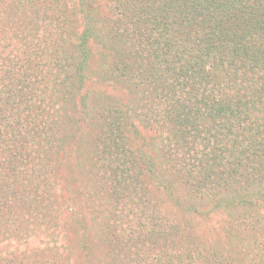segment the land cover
I'll list each match as a JSON object with an SVG mask.
<instances>
[{
	"label": "rangeland",
	"instance_id": "1",
	"mask_svg": "<svg viewBox=\"0 0 264 264\" xmlns=\"http://www.w3.org/2000/svg\"><path fill=\"white\" fill-rule=\"evenodd\" d=\"M162 1L148 3L147 9L153 10L151 3L159 8ZM167 5L168 2L164 9ZM83 8L81 0H32L21 12L6 5L0 14V36L6 32L22 34L23 40L16 38V43L29 47L23 44L27 41L31 46L34 68L33 79L22 83L24 87L14 83L15 75L0 76V83L6 82L5 87L8 85L7 89L15 91L10 96L19 113L24 111L21 100L24 88L28 94L35 91L31 97L34 96L36 103L39 98L42 106L38 109L35 103L34 109L27 107L28 113L22 117L29 123L27 130L35 139L21 149V157L15 162L22 165L4 164L7 172L0 193V264L15 263L13 257L26 260V264H226L240 255H246L243 264H264L261 236H264V218L257 217L264 216V202L260 210L240 206L231 211H211L212 206L204 197L196 195L180 179L171 177L162 161L165 157L160 155L166 140L155 122L163 121L165 108L161 109L160 100L154 96L155 83L140 75L136 77L140 63L136 59L137 64L126 61L129 74L123 76H119L116 68L104 77L109 62L99 54L83 66L79 53L83 44L81 35L87 25ZM254 8L255 18L262 19L259 24L264 28V5L257 3ZM245 12L239 22L244 21ZM102 13L97 10L90 13L99 21L90 24L96 43H99L97 33H106L109 25L100 22V17H106ZM237 22L221 21L226 27L225 36L232 25H240ZM245 24L249 27V20ZM27 34H31L29 40ZM79 66L80 73L89 78L83 79L80 86L68 84L71 92L67 94L63 91L64 79L71 78V84L78 85ZM16 93L21 99L16 98ZM147 107L154 111L150 113L152 120L144 123L143 111ZM110 108L117 112L127 109L140 122L136 123L140 136L130 132L126 135L129 140L126 154L130 151L133 154L144 139L145 146L153 151L148 153L158 159L150 175L143 160L136 161L137 156L129 155L133 159L131 171L139 172L132 175L134 182L126 186L124 195L108 190L101 163L94 155L97 131L106 129V117L112 118ZM10 111L3 110L14 120L17 116L14 110L12 114ZM261 119L264 126V113ZM1 131L0 123V138ZM139 175L142 178L138 180ZM158 180L177 192L185 207L169 202ZM140 183L143 188L138 186ZM236 188L244 189V184H237ZM44 193H50L47 204ZM47 199H53L56 205L49 204ZM141 203H144L142 207ZM201 210L211 214L207 217ZM138 215L154 218L153 222L159 219L160 228L164 229L160 240L150 236L148 229L143 238L138 236ZM251 220H258L259 224L256 233L253 231L254 243L251 232H241L249 228ZM131 236L135 242L130 240ZM173 245L175 250L170 249ZM127 254L134 262L127 260Z\"/></svg>",
	"mask_w": 264,
	"mask_h": 264
},
{
	"label": "trees",
	"instance_id": "2",
	"mask_svg": "<svg viewBox=\"0 0 264 264\" xmlns=\"http://www.w3.org/2000/svg\"><path fill=\"white\" fill-rule=\"evenodd\" d=\"M152 1L155 0H81L82 6H85L87 25L81 35L80 62L85 67L95 54L104 56L109 62L104 70V77H107L109 71L116 68L119 76L129 74L126 61L136 63V59L138 63L140 60L136 77L140 75L146 80H153L157 87L154 96L160 100L161 109L165 108L163 121L155 123L166 140L162 143L160 155L165 157L162 161L171 177L180 179L193 188L196 195L204 197L212 206L211 211H231L240 206L260 210L264 202V126L261 125L264 113V28L259 24L262 19L255 18L254 6L257 3L264 5V0H166L169 5L165 9L166 2L163 0L159 8L151 3V11L147 5ZM18 2L0 0V14L6 5L21 12L32 0ZM95 10L101 11V15L102 12L106 14V17H100V22H109L106 33H97L99 43L94 42V30L90 27V24L99 22L91 17L90 13ZM243 10L250 16L245 12L244 21L239 22L244 12L237 14ZM222 20H238L240 25H232L225 36L226 27L222 25ZM245 20H249V27ZM13 33L15 35L6 32L0 36V76L15 75L14 83L21 85L33 79L31 46L27 41L23 44L29 47L16 43V38L22 41L24 36L22 38V34ZM25 36L27 40L31 38V34ZM79 70L80 66L76 76L78 85L71 84V78L64 79L65 93L71 92L70 85L80 86L83 79L89 78ZM133 80H136L135 77ZM4 83H0V193L4 190L6 162L13 167L22 165L15 162L21 157V149L35 140L27 130L29 123L22 117L28 113L27 107L34 109L36 101L31 96L36 92L28 94V89L24 88L22 99L16 93V98L23 101L24 107V111L19 113L12 105L11 96L15 91L7 89L8 85L5 87ZM37 100L36 105L41 109V102L39 98ZM4 109L11 110V114L14 110L17 117L13 116L15 119L11 120L12 116L3 112ZM109 110L112 118L106 117V129L99 128L97 131L100 135L97 134L95 139L94 155L101 163L102 178L108 190L124 195L126 186L134 182L132 175L139 172L131 171L133 159L129 155L137 156L136 161L143 160L150 175L158 159L148 153L153 151L145 146L144 139L133 154L131 151L126 154L125 148L129 143L126 135L130 132L140 136L136 132V123L140 122L127 109L121 112L112 108ZM153 111L149 107L143 111L144 123L152 120L150 113ZM156 116L155 119L159 114ZM139 176L138 180L142 178ZM158 182L165 189L169 202L185 207L177 192L168 188L165 181ZM245 183L248 185L245 186ZM237 184H244V189L236 188ZM138 186L144 187L141 183ZM49 194L44 193V203ZM88 195L85 197L88 198ZM47 202L55 204L53 199H47ZM143 204H140L141 207ZM211 211L202 212L209 217ZM262 215L255 214L254 217L263 219ZM138 217L139 220H135L138 236L143 238L144 231L148 229L150 236L160 240L164 229L160 228L162 223L158 222L159 219L153 222L154 218ZM257 221L251 220L249 228L247 226L241 231L251 232L253 243L254 232L259 225ZM241 232L239 235H243ZM130 240L135 242L133 236ZM174 245L170 246L171 250H175ZM12 259L15 263L11 264H26L22 258ZM244 259L246 255H240L232 261L230 258L226 264H243ZM127 260L134 262L130 255Z\"/></svg>",
	"mask_w": 264,
	"mask_h": 264
}]
</instances>
